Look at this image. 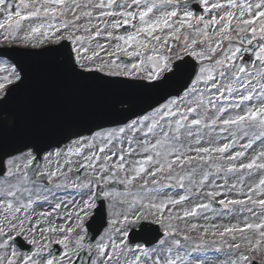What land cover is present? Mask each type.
<instances>
[{
	"label": "snow or ice",
	"instance_id": "snow-or-ice-1",
	"mask_svg": "<svg viewBox=\"0 0 264 264\" xmlns=\"http://www.w3.org/2000/svg\"><path fill=\"white\" fill-rule=\"evenodd\" d=\"M36 57L106 110L0 127V264H264V0H0V120Z\"/></svg>",
	"mask_w": 264,
	"mask_h": 264
},
{
	"label": "water",
	"instance_id": "water-1",
	"mask_svg": "<svg viewBox=\"0 0 264 264\" xmlns=\"http://www.w3.org/2000/svg\"><path fill=\"white\" fill-rule=\"evenodd\" d=\"M27 63L29 84L8 106L7 119L0 120L9 141L27 129L58 134L106 110L103 91L76 83L53 58L36 57Z\"/></svg>",
	"mask_w": 264,
	"mask_h": 264
},
{
	"label": "clouds",
	"instance_id": "clouds-1",
	"mask_svg": "<svg viewBox=\"0 0 264 264\" xmlns=\"http://www.w3.org/2000/svg\"><path fill=\"white\" fill-rule=\"evenodd\" d=\"M10 123V122H9Z\"/></svg>",
	"mask_w": 264,
	"mask_h": 264
}]
</instances>
